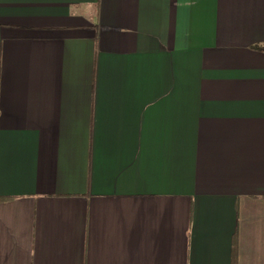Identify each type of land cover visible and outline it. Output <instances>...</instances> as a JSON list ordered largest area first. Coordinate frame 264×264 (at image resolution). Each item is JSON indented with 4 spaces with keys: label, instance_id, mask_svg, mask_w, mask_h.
Segmentation results:
<instances>
[{
    "label": "crops",
    "instance_id": "obj_1",
    "mask_svg": "<svg viewBox=\"0 0 264 264\" xmlns=\"http://www.w3.org/2000/svg\"><path fill=\"white\" fill-rule=\"evenodd\" d=\"M264 0H0V264H264Z\"/></svg>",
    "mask_w": 264,
    "mask_h": 264
},
{
    "label": "trees",
    "instance_id": "obj_2",
    "mask_svg": "<svg viewBox=\"0 0 264 264\" xmlns=\"http://www.w3.org/2000/svg\"><path fill=\"white\" fill-rule=\"evenodd\" d=\"M253 48L264 52V45H255Z\"/></svg>",
    "mask_w": 264,
    "mask_h": 264
}]
</instances>
